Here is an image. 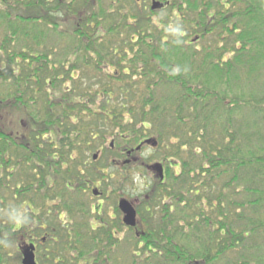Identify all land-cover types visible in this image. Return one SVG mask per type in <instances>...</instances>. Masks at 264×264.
<instances>
[{
    "label": "trees",
    "instance_id": "trees-1",
    "mask_svg": "<svg viewBox=\"0 0 264 264\" xmlns=\"http://www.w3.org/2000/svg\"><path fill=\"white\" fill-rule=\"evenodd\" d=\"M156 1L161 9H135L130 0H0V238L12 216L27 222L0 242V264L14 254L21 261L31 241L40 264H118L123 239L134 253L169 263L217 264L238 249L249 255L235 264H264V81L259 93L238 75L264 72V0ZM213 33L229 48L204 51L197 63L183 45ZM248 109L254 122L240 124ZM145 137L186 145L185 224L200 233L196 244L166 216L148 219L141 238L132 229L123 238L109 227L93 232L90 206H70L71 186L100 182L124 195L130 164L111 161L106 174L83 160L108 138L101 153L113 144L120 158ZM249 139L260 147L243 152ZM157 186L143 203L166 210L173 194ZM45 221L41 244L34 237Z\"/></svg>",
    "mask_w": 264,
    "mask_h": 264
},
{
    "label": "flooded vegetation",
    "instance_id": "flooded-vegetation-1",
    "mask_svg": "<svg viewBox=\"0 0 264 264\" xmlns=\"http://www.w3.org/2000/svg\"><path fill=\"white\" fill-rule=\"evenodd\" d=\"M156 144L154 145V143ZM113 147V144H111ZM146 150L156 151L159 153V157L156 160L152 159V155L146 158L147 160L142 159L139 156V153ZM124 154L120 158H115L112 161L115 162L117 168L122 169L123 165L130 164L133 169L131 176L137 172V176L141 182V187H133L132 182V198L124 194L122 191L117 190L113 187H102L100 182L94 183L92 186L87 187H68V190L71 197L72 204L70 205L74 208L77 205L83 207L90 206L92 219L89 222L90 231L95 232L97 229H107L111 228V235L117 238H123V229L124 231L130 232L132 229V234L135 238H141L140 234L145 232L144 227L148 223V219L156 217L159 221L161 216H166L168 221L173 220V225L178 223L182 229V234L185 235V162L187 159V148L185 144H180V141L175 138H169L166 140L164 145L158 146V142L153 137H145L138 142L133 148H128L120 151ZM161 167V169H160ZM160 171L162 174H160ZM162 176V177H161ZM133 178V177H132ZM158 184H165L164 189L166 192L172 193V197H166L168 202H163L167 206L166 210H163L160 205H151L144 204L143 199H148V194L152 192L158 193ZM137 190H136V189ZM98 191L97 195L92 193L93 190ZM109 195H113L110 197ZM176 195L179 199V208L176 209ZM127 200L130 202L134 208L136 215L135 226L130 227L126 226L123 223V213L119 209L118 204L121 200ZM108 201H111V205H106ZM162 203V204H163ZM164 211V214L160 213ZM178 211V213H176ZM75 216H82L80 213L75 212ZM61 216V215H60ZM63 216V215H62ZM61 216V217H62ZM178 219V222L175 220ZM170 225L169 222H167ZM43 225V223H41ZM39 226L40 230L43 231L39 237H34V239L39 240L38 243H43L47 237V233L44 226ZM84 226H88L84 225ZM130 228V230H129ZM173 236H175V229L172 231ZM183 235V236H184ZM182 236V237H183ZM180 237V234H179ZM181 237V238H182ZM44 239V241H41ZM30 244H33L35 247V260L37 264V243L31 241Z\"/></svg>",
    "mask_w": 264,
    "mask_h": 264
},
{
    "label": "rangeland",
    "instance_id": "rangeland-1",
    "mask_svg": "<svg viewBox=\"0 0 264 264\" xmlns=\"http://www.w3.org/2000/svg\"><path fill=\"white\" fill-rule=\"evenodd\" d=\"M135 3H138L139 9H145L147 7V5L150 6V0H139V1L130 0L129 5L136 9ZM194 38H195V36L191 35L186 41L187 43H191V45L188 46L187 44H184L183 47H184V49L191 48L193 51L196 52V55H195L196 57H195L194 61H196L197 63L200 62V60H201L200 57H202L204 55V51L205 52L212 51V52H214V55H219V52L217 51L218 47L229 48V46H230V41L227 40V38L223 39V40H220L216 33L209 34L204 39L203 38L199 39V40L197 39L196 41H193ZM229 52H231V51H229ZM234 54L235 53L232 51V53L230 55L229 54L223 55L221 57V61L222 62L227 61L228 58L230 59ZM221 61L219 60V62H221ZM238 75H239V81H240L241 85L246 83L248 88H250V90H256L259 93H262V91H263V81H264L263 80L264 79V72L261 75H259L258 77H256V79L254 78L255 74L249 79H248V77L243 76L242 72L238 73ZM231 84H232L233 94L235 95L236 94V93H234L235 88H233L235 86V83H231ZM156 92L158 94L165 95L168 92V90L166 88H164V87H160V88L158 87ZM228 101H229V99H226V102H228ZM244 115H246L247 118H245ZM236 119L238 120V122H240V124H242V122L245 121V124L249 125L250 122L253 120V117L249 113V109H248V111L244 110L242 115L241 116H237ZM253 122H254V120H253ZM15 127H17V125ZM170 138L175 139L174 137H170ZM112 142L113 141H111V138H108L106 143H105V145L100 147V149L98 151L89 152L87 157L83 160L86 163L85 165L87 167H89V168L96 167L97 169H101L106 174L110 173V168H106V166H107V163H109L110 165H113V164H111L112 163L111 161L116 158V156L114 155L115 153L113 152V151H115V149L112 147L111 151L110 152L107 151L104 155L101 153V151H104V147H108V145L110 143H112ZM242 143H243L242 144L243 152H246L247 150L255 151L256 149H258L260 147L259 144L251 142V139H249V141H247V142L243 141ZM94 153L98 154L96 160H92V156H93ZM151 155H152V159L153 160H156L159 157V153L156 152V151L152 152L151 150H146L144 152L139 153V156L142 157V159H144V160H147L146 158H148ZM132 177H133L132 178L133 179V184H135V185H133V187L135 186L136 188H140L142 184H141V182L139 180V177L137 176V172L134 173L132 175ZM106 181H109V180H106ZM125 194L132 198V194H133L132 187L129 188L128 190H126ZM109 196L113 197V195H109ZM242 198L243 199L245 198V194L244 193H241V195H236L235 196V199H237V200H243ZM111 204H112L111 201H108L106 203V205H111ZM238 211L240 212L241 210L239 209ZM245 212H246V210H245ZM248 213H249V211H248ZM45 223H49V222L48 221L43 222V226L44 227L46 226ZM185 226H186V224L183 225V228ZM187 228L188 227L186 226L185 230H186V232L190 233L191 241L196 244V242H197L196 236L200 235V233H198L194 228H192L191 231L189 229H187ZM184 237H187V234H185ZM184 237H183V239H184ZM184 241L185 240H182L181 242L184 243ZM196 247L197 246L194 245V248H196ZM134 250H135L134 249V242L132 240H130V239L129 240H124L123 239V242L121 243V250L118 251V253H117L116 257H115V259L118 260V264H131V263H134V264H176V263H173V262L169 263V261H167L166 259L161 258V256H156L155 254H152V253L150 254L148 252L147 253L146 252H144V253H134ZM10 252H12V253L15 252V249H14L13 246H12V248H10ZM131 254H135L136 258H134L133 255L131 257ZM248 255H249L248 252L243 253L242 250L238 251V249H237L235 252L234 251L233 252H229L226 255L225 259H223L222 261H218L217 264H235V262L237 260H242V259L243 260H247ZM243 257H246V258H243ZM226 260H228V262H226ZM18 261L19 262L17 263L15 254L12 255L11 263L12 264H20V259H18ZM178 264H181V263H178Z\"/></svg>",
    "mask_w": 264,
    "mask_h": 264
},
{
    "label": "water",
    "instance_id": "water-1",
    "mask_svg": "<svg viewBox=\"0 0 264 264\" xmlns=\"http://www.w3.org/2000/svg\"><path fill=\"white\" fill-rule=\"evenodd\" d=\"M136 1H139V0H136ZM162 7H163V3H160L159 1H156V0H151V3H150V9L151 10H158V9H161ZM155 144H156V142L154 143V145ZM97 156H98V154L94 153L92 156V160H96ZM160 169H161V167H160ZM160 174H162L161 171H160ZM92 193L94 195H97L98 191H96L94 189L92 191ZM118 207L123 213V223L126 226H130V227L135 226L136 215H135L134 208L132 207L130 202L123 199L119 202ZM41 241H44V239H41ZM20 252H21L20 264H37V262L35 260V247L33 244L24 245L23 247H21Z\"/></svg>",
    "mask_w": 264,
    "mask_h": 264
},
{
    "label": "clouds",
    "instance_id": "clouds-1",
    "mask_svg": "<svg viewBox=\"0 0 264 264\" xmlns=\"http://www.w3.org/2000/svg\"><path fill=\"white\" fill-rule=\"evenodd\" d=\"M26 219L22 216L19 215H15L11 217V223H10V227H11V232H15L20 230L21 228L26 227ZM10 233H5L4 236H2V238H0V242L3 243H7L10 237Z\"/></svg>",
    "mask_w": 264,
    "mask_h": 264
}]
</instances>
